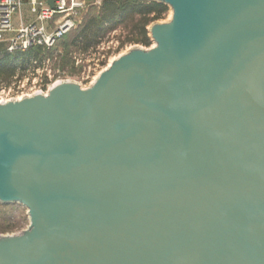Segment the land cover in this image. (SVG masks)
Returning <instances> with one entry per match:
<instances>
[{
    "label": "water",
    "instance_id": "95a60500",
    "mask_svg": "<svg viewBox=\"0 0 264 264\" xmlns=\"http://www.w3.org/2000/svg\"><path fill=\"white\" fill-rule=\"evenodd\" d=\"M145 1L152 48L0 104V264H264V0Z\"/></svg>",
    "mask_w": 264,
    "mask_h": 264
},
{
    "label": "built area",
    "instance_id": "2783aa9c",
    "mask_svg": "<svg viewBox=\"0 0 264 264\" xmlns=\"http://www.w3.org/2000/svg\"><path fill=\"white\" fill-rule=\"evenodd\" d=\"M83 2L84 0H0V52L25 53L32 48L50 50L73 28L74 17L82 8ZM23 8L27 9L32 21L16 23L14 18L18 14L21 19ZM109 51V47L102 49L82 71L81 79L89 86L115 58ZM50 61V58L41 62L30 59L24 69L21 62H17V69L28 70V75L15 76L13 82L0 86V104L38 93L46 95L53 85L68 81L59 70H48L42 74L40 67L49 66Z\"/></svg>",
    "mask_w": 264,
    "mask_h": 264
},
{
    "label": "rangeland",
    "instance_id": "374dc122",
    "mask_svg": "<svg viewBox=\"0 0 264 264\" xmlns=\"http://www.w3.org/2000/svg\"><path fill=\"white\" fill-rule=\"evenodd\" d=\"M102 2L103 0H84L82 8L74 17L73 28L57 42V45L53 49L49 57L51 60L49 66L40 67L42 74L48 70H59L66 79L77 82L83 88H87L89 86L88 83L81 79L82 71L84 68H87L88 63L90 64L96 57L97 53L102 49L106 50L107 47H109V54L113 53V57L116 59L127 53L133 47L149 49L154 46V42L151 40L149 33L148 37L150 39V44L148 46L127 42L126 39L128 38L130 27L127 29L123 24H119L115 30L107 32L98 40L93 48H89L87 51L82 50V47L80 46L82 45L81 39L78 40L77 44L75 42V46L72 45L76 37L89 38L87 32H85L86 26L92 18H96L100 15ZM21 13V19L20 16L16 14L14 18L16 23H29L32 21L26 8H23ZM171 15L172 11L167 7V11L154 23H166L171 19ZM114 46L115 49L113 48ZM113 60H111V62ZM26 75H28V70H18L16 68L14 75L9 80L7 79L8 82L6 80L2 83L0 82V86L13 82V77L15 76L24 77ZM4 77H8V73H3V77L1 78ZM28 226L29 218L27 210L24 207L18 204L6 206L0 205V236L18 234L26 230Z\"/></svg>",
    "mask_w": 264,
    "mask_h": 264
},
{
    "label": "trees",
    "instance_id": "16d2710c",
    "mask_svg": "<svg viewBox=\"0 0 264 264\" xmlns=\"http://www.w3.org/2000/svg\"><path fill=\"white\" fill-rule=\"evenodd\" d=\"M100 10V15L92 18L86 26L85 32L89 38L76 37L72 45L75 46V42L77 44L78 40L81 39L82 45L80 46L82 50L87 51L89 48H93L107 32L115 30L119 24H123L127 29L130 27L127 42L148 46L150 39L147 28L162 17L167 11V6L145 0H103ZM56 45L57 43L50 50L44 51L41 48H32L25 53L1 51L0 82L7 81L14 75L17 62H21L22 69L30 59H37L41 62L50 57ZM3 73H8V77L1 78Z\"/></svg>",
    "mask_w": 264,
    "mask_h": 264
},
{
    "label": "bare ground",
    "instance_id": "6f19581e",
    "mask_svg": "<svg viewBox=\"0 0 264 264\" xmlns=\"http://www.w3.org/2000/svg\"><path fill=\"white\" fill-rule=\"evenodd\" d=\"M18 59V58H17ZM21 60V59H20Z\"/></svg>",
    "mask_w": 264,
    "mask_h": 264
}]
</instances>
